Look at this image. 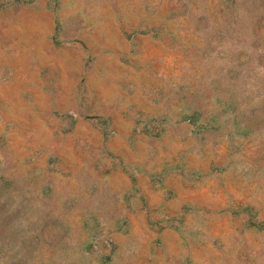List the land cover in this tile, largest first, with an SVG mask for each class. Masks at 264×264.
Here are the masks:
<instances>
[{
	"label": "rangeland",
	"instance_id": "rangeland-1",
	"mask_svg": "<svg viewBox=\"0 0 264 264\" xmlns=\"http://www.w3.org/2000/svg\"><path fill=\"white\" fill-rule=\"evenodd\" d=\"M0 264H264V0H0Z\"/></svg>",
	"mask_w": 264,
	"mask_h": 264
}]
</instances>
